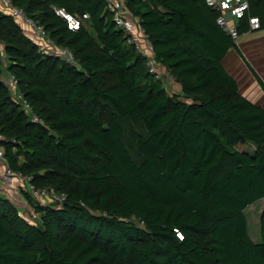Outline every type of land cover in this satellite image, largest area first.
<instances>
[{
	"label": "trees",
	"instance_id": "1",
	"mask_svg": "<svg viewBox=\"0 0 264 264\" xmlns=\"http://www.w3.org/2000/svg\"><path fill=\"white\" fill-rule=\"evenodd\" d=\"M122 1L179 91L149 72L106 0H11L78 67L0 9V146L14 171L66 197L44 206L24 192L30 221L0 195V264H264V207L260 241L245 215L264 199V107L224 65L238 46L205 0ZM248 1L240 33L248 16L264 30V0ZM56 9L89 18L73 30Z\"/></svg>",
	"mask_w": 264,
	"mask_h": 264
},
{
	"label": "built area",
	"instance_id": "2",
	"mask_svg": "<svg viewBox=\"0 0 264 264\" xmlns=\"http://www.w3.org/2000/svg\"><path fill=\"white\" fill-rule=\"evenodd\" d=\"M206 4L218 13L217 23L226 31L237 46H239L240 37L247 33H240V22L249 11L250 4L248 0H205ZM106 7L112 13V19L120 27L128 44L132 45L142 56L146 58V65L149 72L160 80L171 92L170 85L175 81L167 69L155 59L153 43L150 41L145 28L141 24L139 17H134L122 0H106ZM0 9L10 14L23 30V34L39 46L42 53L60 58L65 63L78 67V63L71 49L65 46L57 45L46 33L43 26L35 23L29 18L25 11L12 4L11 0H0ZM56 13L67 20L68 27L76 30L82 22L89 18L87 12L80 16H74L63 9H56ZM260 27V20L256 16H248V32L257 30ZM0 51L3 54V45L0 42ZM4 55V54H3ZM3 83L9 88L11 95L19 101L22 107L31 113L33 122L43 123L42 119L36 115L24 99L21 92L18 91V80L6 68L2 74ZM172 82V83H171ZM176 83V82H174ZM173 83V84H174ZM3 136L0 134V141ZM0 162L2 165V175L0 183L6 197L16 203L18 214L34 221L39 217L35 212L34 204L29 202L24 192L39 205H48L54 202L62 203L65 200L64 194H58L53 188H37L31 180V176H25L21 172L14 171L8 164L4 149L0 146ZM2 195V194H0ZM31 213V217H30ZM179 237H182L178 233Z\"/></svg>",
	"mask_w": 264,
	"mask_h": 264
},
{
	"label": "crops",
	"instance_id": "3",
	"mask_svg": "<svg viewBox=\"0 0 264 264\" xmlns=\"http://www.w3.org/2000/svg\"><path fill=\"white\" fill-rule=\"evenodd\" d=\"M252 35L245 41L239 40L238 49L229 51L224 59V65L229 73L237 80L241 93L264 107V30H254L243 34L241 38ZM175 89L180 86L175 83ZM0 175L2 165L0 162ZM0 194L3 192L0 183Z\"/></svg>",
	"mask_w": 264,
	"mask_h": 264
},
{
	"label": "rangeland",
	"instance_id": "4",
	"mask_svg": "<svg viewBox=\"0 0 264 264\" xmlns=\"http://www.w3.org/2000/svg\"><path fill=\"white\" fill-rule=\"evenodd\" d=\"M251 36L252 35L241 38L240 41H245ZM173 83L170 85V88H169L171 90L175 89V86H174L175 83L174 84ZM263 207H264V199L257 201L256 203L248 206L247 209L245 210V215L247 218L248 233L250 237L255 241H260V221L259 219H260V213ZM30 217H31V213H30Z\"/></svg>",
	"mask_w": 264,
	"mask_h": 264
}]
</instances>
